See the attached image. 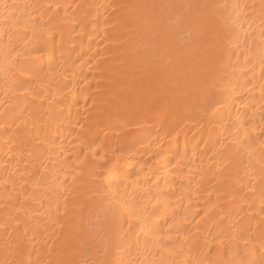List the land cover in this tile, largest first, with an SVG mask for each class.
<instances>
[{
    "label": "bare ground",
    "instance_id": "6f19581e",
    "mask_svg": "<svg viewBox=\"0 0 264 264\" xmlns=\"http://www.w3.org/2000/svg\"><path fill=\"white\" fill-rule=\"evenodd\" d=\"M0 264H264V0H0Z\"/></svg>",
    "mask_w": 264,
    "mask_h": 264
}]
</instances>
